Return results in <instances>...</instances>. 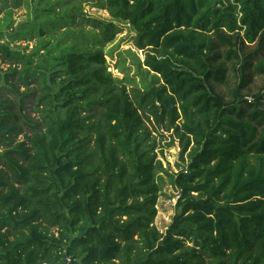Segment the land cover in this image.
Listing matches in <instances>:
<instances>
[{
    "label": "trees",
    "instance_id": "obj_1",
    "mask_svg": "<svg viewBox=\"0 0 264 264\" xmlns=\"http://www.w3.org/2000/svg\"><path fill=\"white\" fill-rule=\"evenodd\" d=\"M105 4L158 77L144 91L115 84L101 49L26 53L0 33V264H264V0ZM87 22L105 44L121 33ZM149 123L190 150L185 170L164 169Z\"/></svg>",
    "mask_w": 264,
    "mask_h": 264
},
{
    "label": "rangeland",
    "instance_id": "obj_2",
    "mask_svg": "<svg viewBox=\"0 0 264 264\" xmlns=\"http://www.w3.org/2000/svg\"><path fill=\"white\" fill-rule=\"evenodd\" d=\"M8 4L9 9L0 12V33L7 38L6 43L15 41L13 48L18 46L20 50L30 53L39 40L45 38L52 42L53 47L72 48L75 52L101 49L105 55L107 72L112 75L113 82L125 86L128 92L133 89L144 91L158 78L144 66L145 54L135 46L136 33L130 25L113 20L106 9L105 0H22L18 8L13 6L12 0H9ZM2 6L0 1V7ZM50 9L56 14L50 12ZM88 19L116 23L121 33L112 43L105 44L98 31L88 24ZM22 29L26 32V35L21 34L24 39L19 38L18 34ZM41 32L44 33L43 37H40ZM14 33L18 34L16 39ZM0 67L4 71L9 68L1 60ZM230 82L231 87L223 89L226 98L231 97L229 90L234 86V75L230 76ZM263 86V78H257L251 95L258 93ZM251 98L252 96H249V99ZM148 126L152 137L157 139V153L164 169L173 173L185 170L190 150L185 154V162H182L181 143L174 131L167 132L165 128L151 123ZM19 140L22 141L23 137ZM164 178L169 180L166 176ZM175 196V189L169 183L165 184L157 206L156 219V226L162 232L168 229L178 213Z\"/></svg>",
    "mask_w": 264,
    "mask_h": 264
},
{
    "label": "built area",
    "instance_id": "obj_3",
    "mask_svg": "<svg viewBox=\"0 0 264 264\" xmlns=\"http://www.w3.org/2000/svg\"><path fill=\"white\" fill-rule=\"evenodd\" d=\"M178 199H179V196H176L175 199H174L175 203H177ZM68 261L70 262L69 259H68Z\"/></svg>",
    "mask_w": 264,
    "mask_h": 264
}]
</instances>
